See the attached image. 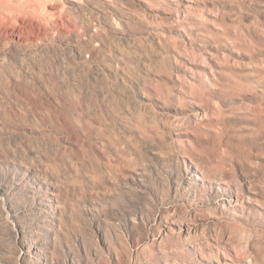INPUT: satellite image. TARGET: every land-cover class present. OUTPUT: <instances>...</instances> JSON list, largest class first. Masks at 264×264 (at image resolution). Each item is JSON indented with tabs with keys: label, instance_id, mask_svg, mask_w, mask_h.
<instances>
[{
	"label": "rangeland",
	"instance_id": "374dc122",
	"mask_svg": "<svg viewBox=\"0 0 264 264\" xmlns=\"http://www.w3.org/2000/svg\"><path fill=\"white\" fill-rule=\"evenodd\" d=\"M0 264H264V0H0Z\"/></svg>",
	"mask_w": 264,
	"mask_h": 264
}]
</instances>
